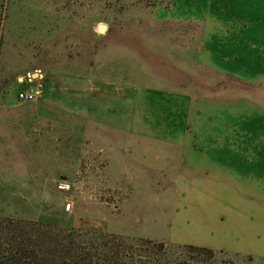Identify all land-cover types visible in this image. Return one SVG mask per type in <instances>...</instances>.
<instances>
[{
    "label": "rangeland",
    "instance_id": "1",
    "mask_svg": "<svg viewBox=\"0 0 264 264\" xmlns=\"http://www.w3.org/2000/svg\"><path fill=\"white\" fill-rule=\"evenodd\" d=\"M177 1L174 8V0H0V264L48 254L70 261L81 251L90 258L97 253L91 245L100 249L105 241L122 251L126 243L176 248L201 237L195 216L184 222L177 211L181 200L194 197L153 170L162 158L146 149L170 134L135 131L138 122V129L141 123L153 129L163 120L177 138L180 119L147 115L141 97L153 95L160 112L166 89L196 99L231 93L264 106V86L200 61L204 27H242L247 16L237 0ZM192 14L197 19L182 18ZM38 69L46 96L21 103L20 81ZM194 135L187 132L188 139ZM117 145L121 154L114 153ZM216 252L219 264H264ZM207 256L190 262L203 264Z\"/></svg>",
    "mask_w": 264,
    "mask_h": 264
},
{
    "label": "crops",
    "instance_id": "2",
    "mask_svg": "<svg viewBox=\"0 0 264 264\" xmlns=\"http://www.w3.org/2000/svg\"><path fill=\"white\" fill-rule=\"evenodd\" d=\"M237 1L232 3L240 4L247 16L242 27L228 22L227 26L204 27L200 61L228 78L264 86V0ZM192 3L185 0L187 6ZM176 5L177 0L174 8ZM197 17L192 14L182 18ZM146 90L159 92L156 88ZM164 93L169 97L160 95L166 100L159 101L160 106H166L161 112L153 95L135 96L136 100L143 98L140 109L147 115L157 119L161 115L164 119V112L176 115L181 136L173 137L172 125L163 120L153 129L143 123L138 129V122L135 131L171 136L150 143L146 149L151 148L156 158H162L161 168L153 170L183 185L184 196L194 197L193 201L181 200L177 211L183 213L184 222L195 216L194 227L201 237L181 244L264 259V106L231 93L197 99L179 90L166 89ZM189 130L195 134L194 139L187 138ZM120 147L115 146V154H121ZM188 187L191 189L185 190Z\"/></svg>",
    "mask_w": 264,
    "mask_h": 264
},
{
    "label": "trees",
    "instance_id": "3",
    "mask_svg": "<svg viewBox=\"0 0 264 264\" xmlns=\"http://www.w3.org/2000/svg\"><path fill=\"white\" fill-rule=\"evenodd\" d=\"M101 233L105 234L102 235L104 239L106 238L105 240L109 238V235L106 236L107 233L103 231H101L100 234ZM149 242L143 241V243L138 244L126 243L123 244L122 251H117V249H111L109 247V242L105 241L104 244L102 243L103 246L100 249L99 243L91 245L97 248V253L93 255L91 253L90 258L84 257L81 254L82 251L78 252L75 258H72L70 261H68L65 256L53 260L50 257L51 254H48L44 259L37 256H31L30 258H33L32 260H28V255H26V257L12 256L9 264H193L190 262V257L199 256L200 259V257H202L204 254L208 256L206 258H201V263L207 264V261L214 260L213 262L211 261L210 264H219V260L216 255L217 252L211 248L188 244H179L177 246H172L176 248H168L164 243L155 245ZM53 248L57 249L54 246ZM172 249L174 251H179L178 254L174 255ZM41 250L44 252L46 251L43 248H41Z\"/></svg>",
    "mask_w": 264,
    "mask_h": 264
},
{
    "label": "built area",
    "instance_id": "4",
    "mask_svg": "<svg viewBox=\"0 0 264 264\" xmlns=\"http://www.w3.org/2000/svg\"><path fill=\"white\" fill-rule=\"evenodd\" d=\"M46 76L41 70L27 73L21 80L17 92L18 100L21 103H31L42 99L46 92Z\"/></svg>",
    "mask_w": 264,
    "mask_h": 264
},
{
    "label": "water",
    "instance_id": "5",
    "mask_svg": "<svg viewBox=\"0 0 264 264\" xmlns=\"http://www.w3.org/2000/svg\"><path fill=\"white\" fill-rule=\"evenodd\" d=\"M101 26H102V25H101ZM101 26H100V27H101ZM104 27H105V28H104ZM101 28H102V30H103V31H105V30H106V26H105V25H104L103 27H101ZM104 29H105V30H104Z\"/></svg>",
    "mask_w": 264,
    "mask_h": 264
},
{
    "label": "bare ground",
    "instance_id": "6",
    "mask_svg": "<svg viewBox=\"0 0 264 264\" xmlns=\"http://www.w3.org/2000/svg\"><path fill=\"white\" fill-rule=\"evenodd\" d=\"M101 27H103V25H102ZM101 27H100V30L103 31ZM104 28H105V27H104ZM104 30H105V29H104Z\"/></svg>",
    "mask_w": 264,
    "mask_h": 264
}]
</instances>
